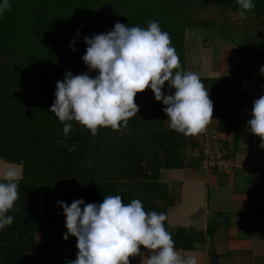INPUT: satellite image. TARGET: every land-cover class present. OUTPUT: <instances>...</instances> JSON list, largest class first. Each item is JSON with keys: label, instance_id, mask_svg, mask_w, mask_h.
Instances as JSON below:
<instances>
[{"label": "trees", "instance_id": "16d2710c", "mask_svg": "<svg viewBox=\"0 0 264 264\" xmlns=\"http://www.w3.org/2000/svg\"><path fill=\"white\" fill-rule=\"evenodd\" d=\"M205 2L239 12L237 0ZM9 3L11 11L0 13V158L21 165L23 178L14 210L7 213L14 221L0 230V264H69L78 253L77 240L74 236L67 241L63 238L67 233L66 217L58 201L69 206L79 199L85 204H99L104 196L120 195L128 203L133 185H119L120 176H141L152 185L150 180L155 182L162 168H185L186 148L194 152L199 146L193 137L165 127V105L156 101L150 88L137 95L139 112L129 119L126 128L113 131L101 127L93 137L89 130L72 122V131L65 138L63 124L50 112L57 81H63L68 72L88 73L92 78L98 74L90 72L83 61L87 48L83 38L112 31L118 22L146 28L149 21H157L162 31L169 33L181 69L186 71V31L214 25L190 17L187 8L200 4V0ZM253 3L255 8L246 15H264V0ZM73 42L75 50L70 48ZM241 49L257 63L256 82L264 85L260 72L264 66L263 41L248 37ZM200 79L209 91L219 130H235L237 137L247 132L241 111L253 106L254 101L242 93L241 79ZM162 91L168 95L175 90L166 83ZM58 139L64 143L57 145ZM66 145L75 150L68 152ZM163 149L166 161L159 158ZM155 165H159L158 170ZM150 168L153 172L148 175ZM41 237L48 241H40Z\"/></svg>", "mask_w": 264, "mask_h": 264}, {"label": "clouds", "instance_id": "9594fccd", "mask_svg": "<svg viewBox=\"0 0 264 264\" xmlns=\"http://www.w3.org/2000/svg\"><path fill=\"white\" fill-rule=\"evenodd\" d=\"M240 18L255 8L253 0H237ZM11 11L9 0L0 4V13ZM77 33V38H79ZM87 45L83 61L95 78L88 73H66L57 81L55 101L50 112L63 124L64 137L76 122L95 137L98 130L126 128L130 118L137 116L135 103L138 94L149 88L157 102L165 105L166 122L173 131L186 137L201 134L213 118L214 105L209 91L198 74L181 69L176 49L169 33L162 31L157 21L146 28L114 25V30L83 38ZM74 43L70 48L75 50ZM260 72L264 75V66ZM174 94L165 95V84ZM250 132L262 141L264 149V95L253 103ZM64 143L57 140L56 144ZM68 152L74 146L66 145ZM20 173L8 169L0 182V230L12 225L8 215L19 199ZM66 217L64 240L74 236L78 253L69 264H131L140 257V264H198L195 257L182 258L165 227L167 216L154 210L146 211L139 199L125 203L120 195L104 196L102 203L85 204L75 200L69 206L58 201ZM83 206V207H82ZM150 255H145L141 249Z\"/></svg>", "mask_w": 264, "mask_h": 264}, {"label": "crops", "instance_id": "0c3cea01", "mask_svg": "<svg viewBox=\"0 0 264 264\" xmlns=\"http://www.w3.org/2000/svg\"><path fill=\"white\" fill-rule=\"evenodd\" d=\"M235 45L221 40L222 57L220 61L215 58L217 75L213 77L240 78L242 93L255 101L264 95V85L256 82L257 63L246 54L237 55ZM252 107L241 111L247 132L239 137L235 130L220 131L216 117L206 127L222 134L235 164L230 172L202 170L187 152L185 168H164L151 183L165 188L164 199L153 210L166 214L165 227L182 258L195 257L198 264H264V194L260 190L264 186V149L259 147L260 138L248 129ZM200 139L201 134L193 137L197 145ZM198 148L192 152L197 154ZM163 175L166 181L162 183Z\"/></svg>", "mask_w": 264, "mask_h": 264}, {"label": "rangeland", "instance_id": "374dc122", "mask_svg": "<svg viewBox=\"0 0 264 264\" xmlns=\"http://www.w3.org/2000/svg\"><path fill=\"white\" fill-rule=\"evenodd\" d=\"M187 10L190 13V17L194 21L212 22L214 25L212 28L208 29H188L185 33V68L186 71L194 72L198 74L199 77L215 76L216 73H214V68L218 64L216 63L215 58L219 57L218 59L220 61L222 57L220 53L221 40L235 42V46L238 47L237 55L245 54L241 49V44L245 42L248 37H254L264 43V15L259 16L247 14V19L242 20L239 16V12H232L225 8L209 5L205 2V0H200V4L193 7L190 6ZM207 59L210 60L209 64ZM240 59L238 60V65L242 66L243 62ZM235 73L236 71L234 72V75ZM165 127L168 129L170 128L167 122ZM163 151L164 149L160 151V159L165 158H163ZM187 152L194 156V153L190 148H186L184 154ZM190 154L187 153L188 157ZM187 155L186 162H188ZM154 162L155 161H153V163ZM155 168L158 170L159 165H155L154 169ZM8 169H15L20 173V180L23 178V167L21 165L7 163L5 160L0 158V180H3V173ZM152 172V168H150L149 171H146L148 175ZM161 174H163V171H160L158 176H161ZM145 180L141 178V176L133 179L132 176L125 175L124 177L123 175V178H121V176L119 177L118 182H120L119 185L121 186L131 183L133 187L129 191V195L131 197L130 201L132 199H139L145 210L151 211L152 208L156 209L157 202L164 199L161 197L165 195V188L160 189L156 187L155 184L150 187L148 181ZM153 180L154 179H151L150 181L153 182ZM156 180H158L157 175ZM162 180L163 182L166 181L164 175L161 177L160 182H162ZM169 190L172 191V188H169ZM126 199L127 198L125 197L123 200L126 202ZM45 238L46 237H41L40 241L47 242L48 239ZM144 253L145 255H150L148 252L144 251ZM76 257L77 254L74 259H76ZM140 261V257L132 258L131 264H140Z\"/></svg>", "mask_w": 264, "mask_h": 264}, {"label": "built area", "instance_id": "2783aa9c", "mask_svg": "<svg viewBox=\"0 0 264 264\" xmlns=\"http://www.w3.org/2000/svg\"><path fill=\"white\" fill-rule=\"evenodd\" d=\"M194 160L196 166L209 172L228 173L235 165L225 147L222 134L211 129H205L201 133L199 150L194 154ZM260 190L264 194V186Z\"/></svg>", "mask_w": 264, "mask_h": 264}]
</instances>
